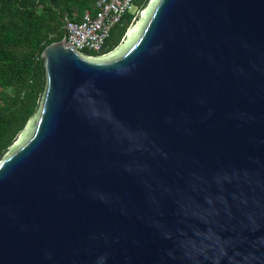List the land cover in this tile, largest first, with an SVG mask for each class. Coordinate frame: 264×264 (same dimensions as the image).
I'll list each match as a JSON object with an SVG mask.
<instances>
[{
  "label": "water",
  "instance_id": "1",
  "mask_svg": "<svg viewBox=\"0 0 264 264\" xmlns=\"http://www.w3.org/2000/svg\"><path fill=\"white\" fill-rule=\"evenodd\" d=\"M42 59L0 264H264V0H150L113 52Z\"/></svg>",
  "mask_w": 264,
  "mask_h": 264
},
{
  "label": "trees",
  "instance_id": "2",
  "mask_svg": "<svg viewBox=\"0 0 264 264\" xmlns=\"http://www.w3.org/2000/svg\"><path fill=\"white\" fill-rule=\"evenodd\" d=\"M98 0H0V161L37 115L47 89L42 55L66 36L65 19L81 21L95 14ZM150 0H135L136 13H128L111 31L102 57L116 50Z\"/></svg>",
  "mask_w": 264,
  "mask_h": 264
},
{
  "label": "built area",
  "instance_id": "3",
  "mask_svg": "<svg viewBox=\"0 0 264 264\" xmlns=\"http://www.w3.org/2000/svg\"><path fill=\"white\" fill-rule=\"evenodd\" d=\"M135 7V0H98L95 14L81 21L65 19L67 40L80 52L101 53L113 28Z\"/></svg>",
  "mask_w": 264,
  "mask_h": 264
},
{
  "label": "rangeland",
  "instance_id": "4",
  "mask_svg": "<svg viewBox=\"0 0 264 264\" xmlns=\"http://www.w3.org/2000/svg\"><path fill=\"white\" fill-rule=\"evenodd\" d=\"M137 9L134 7L130 10V13H136Z\"/></svg>",
  "mask_w": 264,
  "mask_h": 264
}]
</instances>
